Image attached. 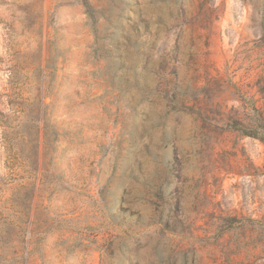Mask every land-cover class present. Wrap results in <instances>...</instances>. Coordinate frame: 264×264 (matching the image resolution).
<instances>
[{"label":"rangeland","instance_id":"374dc122","mask_svg":"<svg viewBox=\"0 0 264 264\" xmlns=\"http://www.w3.org/2000/svg\"><path fill=\"white\" fill-rule=\"evenodd\" d=\"M257 114L264 0H0V264H264Z\"/></svg>","mask_w":264,"mask_h":264},{"label":"trees","instance_id":"16d2710c","mask_svg":"<svg viewBox=\"0 0 264 264\" xmlns=\"http://www.w3.org/2000/svg\"><path fill=\"white\" fill-rule=\"evenodd\" d=\"M87 5V2H85L86 7H88ZM236 130L239 131L242 135L258 139L262 143H264V119L260 114H257L255 124H252V126H250L248 130H241L239 128H236Z\"/></svg>","mask_w":264,"mask_h":264}]
</instances>
